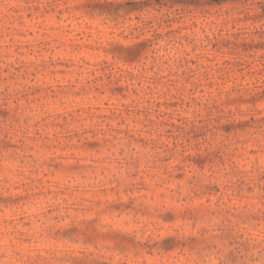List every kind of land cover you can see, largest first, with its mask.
I'll list each match as a JSON object with an SVG mask.
<instances>
[{
    "label": "rangeland",
    "instance_id": "rangeland-1",
    "mask_svg": "<svg viewBox=\"0 0 264 264\" xmlns=\"http://www.w3.org/2000/svg\"><path fill=\"white\" fill-rule=\"evenodd\" d=\"M0 264H264V0H0Z\"/></svg>",
    "mask_w": 264,
    "mask_h": 264
}]
</instances>
